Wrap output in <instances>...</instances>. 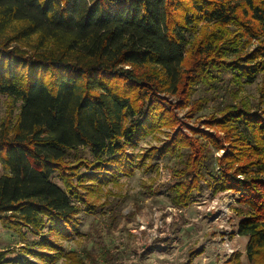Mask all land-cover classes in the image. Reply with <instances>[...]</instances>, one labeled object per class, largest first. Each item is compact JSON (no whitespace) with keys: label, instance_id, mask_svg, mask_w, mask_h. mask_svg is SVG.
Returning a JSON list of instances; mask_svg holds the SVG:
<instances>
[{"label":"trees","instance_id":"trees-1","mask_svg":"<svg viewBox=\"0 0 264 264\" xmlns=\"http://www.w3.org/2000/svg\"><path fill=\"white\" fill-rule=\"evenodd\" d=\"M200 23L241 31L204 27L188 60L186 33ZM250 37L262 43L244 53L241 39ZM263 73L264 0H0V93L20 101L14 123L0 117V224L18 233L26 227L43 236L33 245L59 250L42 229L47 225L61 239L79 234L80 206L92 207L83 189L133 175L154 156L174 157L179 167L167 185L170 203L188 206L207 175L213 193H234L236 232L248 238L249 261L263 263L264 107L252 110L233 99ZM224 84L230 100L204 120L222 134L178 128L175 108L189 106L193 90L205 89L189 114ZM259 93L264 98V76ZM164 127L177 129L135 163L127 147ZM209 143L224 152L216 156ZM81 147L93 158L78 162L91 173L66 161ZM25 250L43 264L61 254ZM64 256L75 259L74 252ZM6 260L1 250L0 264Z\"/></svg>","mask_w":264,"mask_h":264},{"label":"rangeland","instance_id":"rangeland-1","mask_svg":"<svg viewBox=\"0 0 264 264\" xmlns=\"http://www.w3.org/2000/svg\"><path fill=\"white\" fill-rule=\"evenodd\" d=\"M204 27L207 31H212L213 28L219 31H241L234 24L218 27L215 23H200L195 32L186 33L188 60L192 57L190 50L201 37ZM232 35L229 32L224 37L229 38ZM249 39L250 41L241 39L244 42V53L251 51L263 40L262 37ZM263 76L264 73L259 74L253 81L244 83L233 99L245 101L252 110L260 103L264 107V98L259 93ZM228 85L220 86L207 104L189 114L192 100L200 98L205 91L200 87L193 90L189 106L175 108L181 120L178 128L189 135H192L190 127L212 134H222L204 120L218 106L230 100ZM169 99L175 102L177 97L173 95ZM19 108V100L0 93L1 119L14 123ZM176 129L164 127L142 138L135 147L128 146L127 151L136 163L148 149L159 147ZM198 137L203 144L206 143L205 139ZM206 146L216 156L224 152L223 148L215 151L210 143ZM81 158L92 160L87 147L73 150L66 157V161L80 165L78 171L81 173H91V169L79 164ZM148 164L154 167L144 169ZM178 167L174 157L160 159L154 156L147 159L143 167L137 168L133 175L117 174L103 187L93 186V192L83 189L82 193L92 207L87 209L83 204L80 206L81 210L77 215L79 234H74L69 239H61L49 234L47 225L42 229L44 236L58 246L59 250H53L50 246L33 245V240H41L43 236L32 233L26 227L18 233L5 229L0 224V251L5 250L7 258L3 264H22L23 259L44 263L35 255L27 253L25 247L39 252L61 251L51 264H227L228 260L231 261L228 264H264L260 261L250 262L246 256L248 238L236 232L240 215L235 210L238 205L234 200V193L230 190L213 193L210 187L213 183L207 175L206 180L200 181L202 190L194 191L188 206L179 208L170 203L167 185L176 180L173 169ZM51 178L62 186L57 173ZM91 183L87 180L84 185L92 188ZM68 252H74V261L65 258L64 254Z\"/></svg>","mask_w":264,"mask_h":264}]
</instances>
